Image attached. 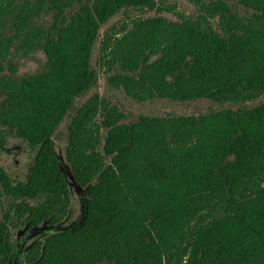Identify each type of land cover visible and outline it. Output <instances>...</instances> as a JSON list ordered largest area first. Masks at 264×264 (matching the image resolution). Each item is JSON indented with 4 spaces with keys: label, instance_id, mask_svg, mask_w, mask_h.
Returning <instances> with one entry per match:
<instances>
[{
    "label": "trees",
    "instance_id": "16d2710c",
    "mask_svg": "<svg viewBox=\"0 0 264 264\" xmlns=\"http://www.w3.org/2000/svg\"><path fill=\"white\" fill-rule=\"evenodd\" d=\"M187 1L195 15L167 0H0V149L16 136L36 152L24 181L0 169V264L15 232L72 213L54 142L67 118L85 217L23 264H264V101L246 107L264 98V0ZM98 43L109 84L134 102L237 108L126 123L99 94L77 107L98 84ZM39 52L44 67L20 75Z\"/></svg>",
    "mask_w": 264,
    "mask_h": 264
},
{
    "label": "rangeland",
    "instance_id": "374dc122",
    "mask_svg": "<svg viewBox=\"0 0 264 264\" xmlns=\"http://www.w3.org/2000/svg\"><path fill=\"white\" fill-rule=\"evenodd\" d=\"M169 3H176L179 11L187 15H195L194 6L187 0H167ZM153 15V14H150ZM168 18H172L167 15ZM122 16L116 17L111 21L107 28L122 22ZM98 45L95 48L92 59V67L97 72L98 84L94 86L88 93L80 97L76 101V106L80 107L85 104L94 94H99L109 99L114 105L118 106L123 113L126 114V123L136 121L141 116L164 117V116H184V115H203L211 110L220 111L225 109H236L234 105L218 106L209 101L201 100L192 103H180L170 100L158 99L151 103L139 104L128 98L121 90L113 88L109 82L105 72L100 68L98 62L100 57ZM19 74L26 75L40 71L45 65V57L43 53H37L28 59L18 60ZM264 98L256 103L248 104L246 107H255L261 104ZM70 118L59 128L54 138L55 149L59 157L61 169L66 175L72 193V213L67 220L60 226L51 227L43 225L33 231L27 228H21L14 234V241L17 245L14 254L11 257V264H23L25 253L38 241L43 240L47 235L56 231H68L78 228L85 217L87 190L82 189L74 180L70 166L65 157V151L68 144L67 125ZM36 152L16 136H10L7 139L5 147L0 149V169H4L14 180L24 181L27 175L29 165L34 161ZM1 220V215H0Z\"/></svg>",
    "mask_w": 264,
    "mask_h": 264
}]
</instances>
